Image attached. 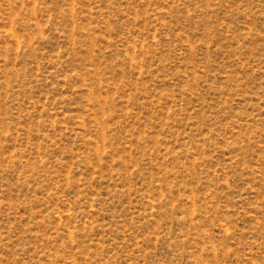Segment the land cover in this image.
Listing matches in <instances>:
<instances>
[{"label":"rangeland","instance_id":"374dc122","mask_svg":"<svg viewBox=\"0 0 264 264\" xmlns=\"http://www.w3.org/2000/svg\"><path fill=\"white\" fill-rule=\"evenodd\" d=\"M0 264H264V0H0Z\"/></svg>","mask_w":264,"mask_h":264}]
</instances>
